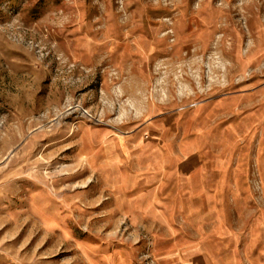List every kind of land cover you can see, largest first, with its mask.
Masks as SVG:
<instances>
[{"label": "rangeland", "instance_id": "rangeland-1", "mask_svg": "<svg viewBox=\"0 0 264 264\" xmlns=\"http://www.w3.org/2000/svg\"><path fill=\"white\" fill-rule=\"evenodd\" d=\"M0 264H264V0H0Z\"/></svg>", "mask_w": 264, "mask_h": 264}]
</instances>
